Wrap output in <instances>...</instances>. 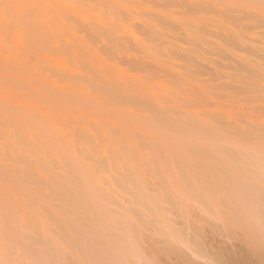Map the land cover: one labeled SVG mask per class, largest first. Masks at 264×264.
<instances>
[{
    "label": "bare ground",
    "instance_id": "bare-ground-1",
    "mask_svg": "<svg viewBox=\"0 0 264 264\" xmlns=\"http://www.w3.org/2000/svg\"><path fill=\"white\" fill-rule=\"evenodd\" d=\"M7 5L1 26L28 8L31 31L15 43L24 60L0 51V137L19 140L11 157L0 143V250L19 264H152L120 190L160 220L183 197L164 192L193 188L224 233L188 220L164 231L174 264H264V31H246L264 29V0Z\"/></svg>",
    "mask_w": 264,
    "mask_h": 264
},
{
    "label": "rangeland",
    "instance_id": "rangeland-1",
    "mask_svg": "<svg viewBox=\"0 0 264 264\" xmlns=\"http://www.w3.org/2000/svg\"><path fill=\"white\" fill-rule=\"evenodd\" d=\"M25 4H22V8H23V6H24ZM21 6V5H20ZM14 10H13V8L11 7V6H9V5H7L6 6V8H5V10L3 11V13H1L0 12V16H2L3 17V19L4 18H6L7 20H12L13 19V21H14V18H13V15H14ZM29 12H30V10H28V8H24L23 10H22V12L20 13L21 15V18H20V20H18L17 21V23L16 22H14L13 24H11L10 26H8V25H3V26H1V24H0V51L1 50H7L8 49V51H9V49H11L12 51H14L20 58H22V60H24L25 59V52L22 50V49H20V48H16V46H15V43H17L18 41H23V43L24 44H26V42H27V39L29 38V34H30V31H31V29H30V25H29V23H28V20H30V16H29ZM5 19V20H6ZM4 22V21H3ZM247 31V33H250V37H260V34H259V31H264V29H250V30H246ZM85 33V32H84ZM83 33V34H84ZM123 35V34H125V32L124 33H120V35ZM127 34V33H126ZM14 49V50H13ZM2 51V52H3ZM7 51V52H8ZM6 52V51H5ZM5 52H3V53H5ZM10 52V51H9ZM11 53V52H10ZM47 53H53V52H51V51H48ZM65 57L67 58V59H69L70 61L68 62V64L70 65V62L72 61L71 60V57L69 56V54L67 55V54H65ZM124 65V64H123ZM122 64H121V67L123 66ZM123 67H126V66H123ZM226 71H230V72H232L233 70H231V69H226ZM208 76H200V78H207ZM162 79V78H161ZM1 86V85H0ZM1 91H3V89H0ZM3 93V92H2ZM2 93L0 94V95H2ZM3 95H4V99L2 98L3 97ZM3 95H2V97L0 96V101H1V103H0V107L1 106H3V105H1V104H3V102H5V94L3 93ZM7 96V95H6ZM16 96H18V95H16ZM16 96L14 97V99L16 98ZM11 97V96H10ZM19 97V96H18ZM21 98H25V97H21ZM7 99H8V97H7ZM13 99V100H14ZM18 99V98H17ZM19 100V99H18ZM3 101V102H2ZM9 101H11V99L10 100H8V101H6L8 104L10 103ZM13 101H11V103H12ZM17 102V101H16ZM10 103V104H11ZM14 103V102H13ZM9 104V105H10ZM14 104H12L11 106H13ZM15 106V105H14ZM14 106H13V108H14ZM13 130H15L14 128H12ZM4 135V134H3ZM2 135V138H1V140H0V143H3V142H6V141H10V142H6V144L9 146L10 145V143H11V146L13 147V149L11 150L10 149V147L11 146H7L5 143V145L7 146H5V145H2V144H0L1 146H2V150H6L7 148L10 150V152L9 153H7V154H11L10 155V157L11 156H13V153H12V151L13 152H19L18 151V148H17V150H15V148H14V146H17L15 143H14V141H19V140H17L16 139V137H15V139L14 138H7V137H5V139H3L4 138V136ZM1 136V135H0ZM5 140V141H4ZM4 146V147H3ZM19 146V145H18ZM5 147H6V149H5ZM11 147V148H12ZM5 152H7V151H5ZM4 152V153H5ZM15 157V156H14ZM9 160V159H8ZM12 161V160H11ZM7 162H10V160L9 161H7ZM107 165V164H106ZM57 172H58V174H62L64 171L62 170V169H58V170H56ZM156 171H158L157 173H156V175L155 176H157V174H159L157 177H161V178H163L164 177V174H162V172H160V170H158V168L156 169ZM61 172V173H60ZM109 170H108V172H107V175L104 173L102 176L103 177H105L106 179H107V177L108 176H110L111 174H109ZM110 173H112V172H110ZM154 173V172H153ZM58 174H56L55 175V173H53V175L51 176H49L50 177V180L52 181V180H54L55 178H59V176H61V175H59L58 176ZM109 174V175H108ZM113 174H114V176H116L117 175V173H116V171L115 172H113ZM113 174H112V176H113ZM56 176H58V177H56ZM52 177V178H51ZM105 178H104V180L103 181H105L106 182V180H105ZM112 178V177H111ZM113 178H115V177H113ZM112 178V179H113ZM55 182H56V180H54ZM113 181H114V179H113ZM53 182V181H52ZM59 182V181H58ZM107 182H108V180H107ZM107 182H106V184H107ZM106 186V185H105ZM52 188H53V186H52ZM56 191H58V190H56ZM124 192H121V190H120V193H123L124 194V196L126 195L127 196V199L129 200L130 199V205L131 206H133V208L135 207V208H137L136 209V212H132V214L134 215H132L131 217H130V220H129V226L131 227V232H133V233H131L132 235H133V237L136 239L137 238V240L139 239V241H141V243H144V242H151L152 244V246H154V247H156L155 248V251L156 250H160L159 252L158 251H154L155 252V254L153 253V252H151V253H148V255L150 256V258L151 257H153L152 255H154V258H152L151 259V261H153V259H154V261H156L157 262V264H164L163 262H165V260L167 261V263L169 264V262H170V264H174V263H177V261H178V259H176L178 256L176 255V256H173L175 253L176 254H178L177 253V250L176 249H173V251H172V245L170 246L169 244H170V242L169 241H171L168 237H169V235L167 236V234L172 230V232L173 233H175V229H177V228H174V227H176V225L179 227L182 223H183V221L185 222V221H189V222H191L192 224H196V225H201V224H205L206 225V227L207 228H209V230H211V231H213L215 234H221L222 232H221V230L220 229H222V228H217V224H219L220 222L219 221H217V219H215V217L214 216H211L210 215V211L208 210V208L206 207V204H204V201H201L200 199H201V197H199V195H197L198 193H200V192H196V190H194L193 191V188H181V189H179V190H174V191H172L171 192V190H170V192H168V191H166V192H164L165 193V197L167 198L168 197V200H169V196L171 195L170 193H176V195H182L183 197H181V199H182V203L181 204H176L175 202L173 203L172 202V200H169L170 202L167 204V203H164V206H166V209H168L169 211H167V213H169L168 214V216H167V213H166V219H165V217H164V219L162 218V219H160V220H158V218H157V216L158 215H156V218H155V212L154 211H156L155 209L153 210V208H152V206H150V204L147 202L146 204L145 203H143V205H142V202L140 203H138V202H136L135 201V198H134V196H136L134 193H136L137 192V190H131L130 188H127L126 189V191L125 190H123ZM131 191V192H130ZM48 192H50V191H48ZM22 194H19V195H16V196H22L23 194H24V196H22L21 198H22V201H24V203L26 202L24 199H28V197H29V199L32 197H34V196H27L25 193L26 192H21ZM133 193V194H132ZM184 193V194H183ZM185 193H186V195H185ZM188 193V194H187ZM197 193V194H196ZM132 195V196H130V195ZM170 194V195H169ZM193 195V196H192ZM26 196H27V198H26ZM172 196V195H171ZM191 196V197H190ZM24 197V198H23ZM162 197H164V195L162 196ZM164 197V198H165ZM15 198V197H14ZM17 198V197H16ZM15 198V199H16ZM195 200H194V199ZM125 199H126V197H125ZM171 199V198H170ZM127 200V201H128ZM133 200H134V202L135 203H133ZM136 200H138L137 199V197H136ZM199 200H200V202H199ZM20 203H19V205H23L24 206V203L22 204V202L21 201H19ZM50 203H52L53 202V200H50L49 201ZM61 203V201H60V199H59V201L58 200H54V202L53 203ZM27 203V202H26ZM42 203V202H41ZM50 203H46V202H43V207L42 208H45V207H48V205H50ZM172 203H173V205H172ZM37 203H35V206L37 207V205H36ZM40 204V203H39ZM148 204V205H147ZM203 204V205H202ZM41 205V204H40ZM47 205V206H46ZM22 206V207H23ZM39 206V205H38ZM45 206V207H44ZM147 206H148V210H146V208H147ZM21 207V208H22ZM139 207V208H138ZM143 207H145V208H143ZM168 207V208H167ZM169 207H171V208H169ZM173 207V208H172ZM24 208H30L31 210H32V208L31 207H28V206H26L25 205V207ZM131 208V207H130ZM135 208L133 209V211H135ZM151 208V209H150ZM179 208V209H178ZM28 210V211H30V212H28V213H26L25 214V217H27V214L30 216H34V215H36V214H32L33 212H31V210ZM139 209V210H138ZM141 209V210H140ZM170 209L172 210V211H170ZM25 210V212H26V210L27 209H24ZM33 210H35V209H33ZM45 210V209H44ZM150 210V211H149ZM177 210V211H176ZM207 210H208V212H207ZM36 211V210H35ZM139 211H141V213H143L144 215H141L142 217H144V218H140L141 216H137V215H140L141 213L139 212ZM151 211H153V212H151ZM175 211V213H171V212H174ZM196 211V212H195ZM201 211V212H200ZM48 212V211H47ZM178 212V213H177ZM184 212V213H183ZM198 212V214H195V213H197ZM36 213V212H35ZM136 213V214H135ZM151 213V214H150ZM158 213V211H156V214ZM43 214H46V211L43 213ZM148 216H147V215ZM178 214H179V216H178ZM181 214V215H180ZM203 214V215H202ZM184 215H187V216H184ZM28 216V218H31V217H29ZM32 216V217H33ZM189 216V217H188ZM203 216V217H202ZM139 217V218H138ZM148 217V218H147ZM153 217V218H152ZM200 217V218H199ZM36 218V217H35ZM34 218V219H35ZM172 220H171V219ZM179 218L181 219L180 221H179ZM189 218H191V219H189ZM205 220H204V219ZM155 219V221H153ZM192 219H194L193 221H190V220H192ZM38 220H41V219H38ZM50 220H52V219H49L48 220V223L49 224H47L49 227L50 226H52L53 225V227L51 228V229H56L57 227H59V226H57L56 227V224L57 223H55V220H53L52 222H49ZM151 222H150V221ZM161 220H163L162 221V224H161ZM167 221V222H165V221ZM169 220V221H168ZM195 220H196V222H195ZM153 221V222H152ZM158 221V222H157ZM206 221V222H205ZM39 222V221H38ZM164 222V223H163ZM170 222V223H169ZM182 222V223H181ZM211 222H212V224H211ZM214 222H216L217 224L215 225L214 224ZM222 222V221H221ZM53 223H55V225L53 224ZM35 224H37V227H38V223H34V225ZM40 224V223H39ZM51 224V225H50ZM160 224V225H159ZM194 224V225H195ZM58 225V224H57ZM163 225H164V227H163ZM172 225V226H171ZM175 225V226H174ZM213 225V226H212ZM36 226V225H35ZM161 226V227H160ZM171 227H173V228H171ZM219 227V226H218ZM160 228V229H159ZM216 229H218V230H216ZM57 230V229H56ZM164 231H165V233L167 232V234L165 235V233H164ZM218 231H219V233H218ZM222 231H223V233H224V230L222 229ZM56 234V233H55ZM195 234V233H194ZM55 236V235H54ZM143 238V239H142ZM166 238V239H165ZM145 240V241H144ZM166 241V242H165ZM163 242H164V244H163ZM167 243H169V244H167ZM175 242H173V244H174ZM157 245V246H156ZM163 245H165V247L163 246ZM168 246H170V247H168ZM175 246V245H174ZM160 248V249H159ZM162 248V249H161ZM167 248L168 249H170L171 251H172V253H171V251H167ZM165 249V250H164ZM8 250L9 249H7V250H4V249H1L0 250V264H17L18 262L17 261H19L20 260V258H18L17 256L18 255H16L17 253L15 252V251H10V252H12V253H14L15 255H12V253L10 254V252H8ZM7 251V252H6ZM167 251V252H166ZM5 252V253H4ZM157 252L160 254V255H162V256H158V258H162V259H160V260H156V259H158V258H156V254H157ZM169 252H170V254H169ZM174 252V253H173ZM3 254V255H2ZM164 255V256H163ZM170 255V256H169ZM17 257L18 258V260H16V262L17 263H15V258L14 257ZM164 257H165V260H163L164 259ZM16 258V259H17ZM156 258V259H155ZM23 260V259H22ZM162 260V261H161ZM153 261V262H154ZM160 263H159V262ZM22 262V261H21ZM156 262H154V263H152V264H155ZM19 263H20V261H19ZM18 263V264H19ZM166 262H165V264H167Z\"/></svg>",
    "mask_w": 264,
    "mask_h": 264
}]
</instances>
